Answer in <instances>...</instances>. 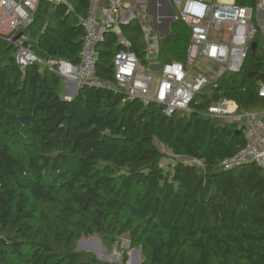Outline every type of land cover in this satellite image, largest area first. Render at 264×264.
Segmentation results:
<instances>
[{
  "label": "trees",
  "instance_id": "trees-1",
  "mask_svg": "<svg viewBox=\"0 0 264 264\" xmlns=\"http://www.w3.org/2000/svg\"><path fill=\"white\" fill-rule=\"evenodd\" d=\"M235 2L252 10L256 50L239 73L197 95L191 113L169 117L113 88L112 60L122 50L114 41L98 48L95 78L103 86L84 85L64 100L55 71L38 64L21 71L0 38V264H109L76 250L90 236L108 250L127 236L142 264H264V168L223 169L247 140L236 121L205 115L224 100L238 112L264 110L256 1ZM88 7L78 0L77 13ZM39 18L38 8L31 26ZM68 21L45 29L38 48L77 66L84 31ZM189 43V29L173 21L158 61L185 63ZM129 48L144 67V50ZM23 116L32 117L27 126ZM161 148L201 165L176 161L164 169Z\"/></svg>",
  "mask_w": 264,
  "mask_h": 264
},
{
  "label": "built area",
  "instance_id": "built-area-1",
  "mask_svg": "<svg viewBox=\"0 0 264 264\" xmlns=\"http://www.w3.org/2000/svg\"><path fill=\"white\" fill-rule=\"evenodd\" d=\"M171 1L177 10L173 21H179L190 29L186 62L168 61L160 66L159 72H153L140 65L129 45L116 52L112 60L115 81L113 88L123 91L129 100H139L144 105L154 103L167 117L191 113L197 95L206 89L216 90L224 75L239 73L258 30L252 23V10L236 4L235 0ZM255 1L259 16L257 23L264 26V0ZM39 2L40 0H0V38L12 47L15 63L21 71L32 64H43L30 48L25 36L27 28L35 21ZM123 2L124 0H110L100 23L93 10L81 19L84 34L79 51L80 62L74 69L77 89L84 85L103 86L95 78L98 48L105 43L106 34L117 24ZM203 60L213 63L215 67L206 72L201 70ZM54 64L55 62H46L44 66L55 71ZM196 67L199 70L195 71ZM259 95L264 97V83L260 85ZM64 100H68V96ZM205 115L237 123L248 120V113L238 112L237 105L227 100L209 105ZM261 125L264 129V110ZM252 162L264 168V136L256 143H247L220 166L230 169Z\"/></svg>",
  "mask_w": 264,
  "mask_h": 264
},
{
  "label": "crops",
  "instance_id": "crops-1",
  "mask_svg": "<svg viewBox=\"0 0 264 264\" xmlns=\"http://www.w3.org/2000/svg\"><path fill=\"white\" fill-rule=\"evenodd\" d=\"M109 3L110 0H89V7L86 11V14L90 10H93L96 19L100 23L109 7ZM77 6L78 0H40L38 5L40 10V18L35 23L36 26H31L25 32L30 48L37 55H39L41 59H43V64H38L40 68H46L44 66L46 62H55V73L61 78L62 97L63 95L72 96L76 94L77 87L74 83V69L76 66H73L66 61H61L57 58L48 56L38 48V41L45 29H59L62 26L66 16H69L67 27L81 25L80 21L86 16V14L84 16L82 14H78L76 10ZM145 6L148 8L149 15L152 16V23L154 25L155 31L157 32L158 38L156 37V39H154V43H156V45L150 42L148 43L149 45L142 44L141 46H138V39L135 38V36L136 34L138 35L141 33L144 30V27L138 22V20H136V17L133 16V11L136 8L143 9ZM168 7L171 8L173 12H175L172 8L173 3L171 0H168V6L165 5L164 0H124L118 22L112 31L106 34L105 42L107 43L114 41V43H116L117 46H121L122 49L130 45V42H133L139 50L142 48V50L145 52L143 61L145 62V68L148 69L149 65L154 63H159L162 65L158 61L159 43L165 40L170 34V28L173 23L172 21L169 24L168 35L161 36L160 26L164 24L163 19L168 17ZM55 14L57 15L55 16ZM154 18H156L155 24ZM186 27L189 29L188 26ZM99 49L102 50V46H99ZM134 53L136 54V52ZM170 61L177 60L172 59ZM203 64H200V69L205 72L208 71L206 70V67H203ZM261 114L262 112L248 113V120L237 123L243 129L247 143H256L259 138L264 136V129L261 125Z\"/></svg>",
  "mask_w": 264,
  "mask_h": 264
},
{
  "label": "rangeland",
  "instance_id": "rangeland-1",
  "mask_svg": "<svg viewBox=\"0 0 264 264\" xmlns=\"http://www.w3.org/2000/svg\"><path fill=\"white\" fill-rule=\"evenodd\" d=\"M172 8L174 9V11L176 10L175 6H173ZM133 16L136 17V20H138V22L140 24H142L144 27V30L141 33H139L138 35L136 34V36H135V38L138 39V46L139 45L141 46L142 44L147 45L150 42L154 43V39H156V37L158 38V35H157V32L155 31L154 25L152 23V16L149 15V13H148L147 6H145V8H143V9L136 8L133 11ZM256 19H259L258 14H256ZM34 26H36V24H34ZM257 26L259 28V34H258L256 40H257L259 46L264 50V26L260 25L258 23H257ZM154 45H156V43H154ZM104 48H105V46L103 47V49ZM140 50H142V48ZM38 57L40 58L39 55H38ZM41 60L43 61V59H41ZM201 63L202 64L204 63L203 67H206V70H209V69L215 67L213 63H211V62L208 63L204 60L201 61ZM57 66H59V65H57ZM197 70H199V69L196 67L195 71H197ZM211 94H212V91H209L208 95H211ZM73 96L74 95L68 96V100L71 99ZM62 98L65 99V98H67V96L63 95ZM161 152L165 155V157L161 161V165L164 169H167L168 166L174 164L176 161L195 164L196 166L200 167V164H201L200 162H191V161H188V160L183 159V158L174 157L171 153H169L166 149H163V148H161ZM82 239H85V238H82ZM124 240L129 241L128 237L124 236L123 238H121L118 248L116 246H114L111 250H108V249L106 251L99 250L98 254H100V256H102L103 258H105L107 260L106 263L122 264V253L124 251L126 252L127 259L129 258V253H128L129 248L122 247V242ZM135 249H137V248H135ZM133 257H134L133 258L134 259L133 264H137L138 260L142 261V255L141 254L138 255V254L134 253ZM125 264H126V262H125Z\"/></svg>",
  "mask_w": 264,
  "mask_h": 264
},
{
  "label": "water",
  "instance_id": "water-1",
  "mask_svg": "<svg viewBox=\"0 0 264 264\" xmlns=\"http://www.w3.org/2000/svg\"><path fill=\"white\" fill-rule=\"evenodd\" d=\"M165 5L168 6V0H164ZM169 8V7H168ZM174 18V12L172 11L171 8H169L168 11V17L163 19L164 20V24L162 26H160L161 31H160V35L161 36H166L169 33V24L173 21ZM155 19L154 18V24H155ZM26 36V35H25ZM256 43L252 42L250 45V51L254 52L256 50ZM160 64L159 63H154V64H150L148 69L150 71L153 72H159L160 70ZM32 120L31 116H23V117H19V121L21 122V124L23 126H27L29 124V122ZM238 132V131H237ZM254 163V162H252ZM4 242L2 238H0V243ZM122 247H126L129 248L128 253L130 252H134L138 255L141 254V250L140 249H135V248H131L130 247V242L124 240L122 242ZM76 250L80 251V252H86V253H92L93 255H95V257L103 262H107V260L105 258H103L102 256H100V254H98L99 250H103L106 251L107 248L105 246L102 245V242L100 240V238L98 236H90L88 238L85 239H79L76 243ZM129 262V258L126 261V264H128ZM137 264H142L141 260H138Z\"/></svg>",
  "mask_w": 264,
  "mask_h": 264
},
{
  "label": "bare ground",
  "instance_id": "bare-ground-1",
  "mask_svg": "<svg viewBox=\"0 0 264 264\" xmlns=\"http://www.w3.org/2000/svg\"><path fill=\"white\" fill-rule=\"evenodd\" d=\"M133 254H134V252H130L129 253V262H128V264H133L134 263Z\"/></svg>",
  "mask_w": 264,
  "mask_h": 264
}]
</instances>
